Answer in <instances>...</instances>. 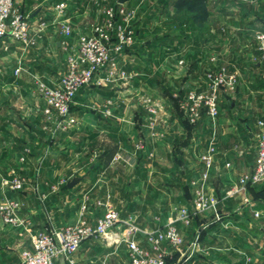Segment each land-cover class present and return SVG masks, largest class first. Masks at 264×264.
Returning a JSON list of instances; mask_svg holds the SVG:
<instances>
[{
  "label": "crops",
  "instance_id": "crops-1",
  "mask_svg": "<svg viewBox=\"0 0 264 264\" xmlns=\"http://www.w3.org/2000/svg\"><path fill=\"white\" fill-rule=\"evenodd\" d=\"M61 2H67L66 11H59ZM234 4L206 16L211 24L222 26L218 53L208 52L206 46L183 53L179 42L172 40L173 75L166 74V79L161 73L153 87L155 96L149 88L135 84L115 89L90 86L81 91L73 109L80 123L58 131L44 113L46 102L40 89L53 86L67 71L63 52L78 47L85 24L100 20L101 8L91 0H19L33 25L44 22L46 28L30 45L9 36L0 38V44L7 39L17 44L12 51L0 48V173L10 177L16 171L25 180L22 190L4 188L0 180V201L18 202L20 219L16 225L0 221V264H19L22 249H32V235L39 229L83 220L94 224L108 207L135 221L142 232L140 243L148 247L144 233L178 218L181 206L188 207L199 193L219 201L222 222L207 220L201 213L188 225L177 220L184 236L182 250L176 253L178 264H264V225L241 222L244 216L238 202L243 191H233L240 174L254 166L258 120L263 117L264 60L255 39L261 30L260 15L255 0L238 8ZM66 23L73 27L68 46L62 31ZM142 35L138 28L137 43L130 50H153L148 44L142 46ZM160 53L163 68L169 53ZM214 56L237 73V85L221 94L215 121L202 111L191 122L178 105L189 90L206 87V71ZM181 58L183 64H179ZM124 61L130 74L134 65L128 55ZM19 66L22 71L16 75ZM141 89V95L157 98L155 117L147 111L145 98L138 101L139 110H132L134 92ZM104 136L118 144L108 164L100 156L103 148L87 153ZM210 144L215 146L214 166L203 181L201 154ZM76 177L80 181L70 187ZM100 241L97 237L85 241L75 254L76 262L88 264L89 259L98 258L103 251ZM122 252L117 254V264H131L129 252ZM65 262L59 257L54 264Z\"/></svg>",
  "mask_w": 264,
  "mask_h": 264
},
{
  "label": "built area",
  "instance_id": "built-area-1",
  "mask_svg": "<svg viewBox=\"0 0 264 264\" xmlns=\"http://www.w3.org/2000/svg\"><path fill=\"white\" fill-rule=\"evenodd\" d=\"M67 2L58 5L59 11L67 10ZM136 10L126 4H105L101 9V19L92 23L91 27L79 37L78 47H72L67 55L68 69L53 86H42L41 95L46 105L44 113L53 119L58 131H65L80 123L73 109L77 104L78 95L90 86L103 87L120 82L126 84L129 72L124 65L127 51L137 43V29L133 25ZM64 44L72 36L70 24H64ZM46 24L40 22L33 25L31 16L19 6V0H0V38L9 36L30 45L44 32ZM257 50L264 60V30L256 34ZM213 65L206 71L207 85L201 89H191L181 99L180 110L191 121L195 122L205 109L207 115L215 121L221 110V94L228 89H234L238 80L237 73L232 72L226 64L214 56ZM184 60L179 59V64ZM16 74L21 72L17 67ZM147 109L153 117L159 112V107L147 98ZM112 102H110L111 104ZM111 114V110H106ZM257 149L253 168L239 176V188L243 190L264 181V119L258 120ZM156 134L155 131L152 133ZM215 146L210 144L202 152L205 171L202 180L209 179V173L214 166ZM7 177L0 173L2 187L9 190H22L24 178L18 172H10ZM193 184L197 181L193 180ZM248 200V197L246 198ZM214 209L216 201L210 200L199 193L194 208L183 207L178 218L168 222L154 231L144 233L148 247L140 243L142 232L135 221L124 219L120 211L108 207L96 223L85 220L67 223L61 227L39 229L32 235V249L23 248L19 264H54L57 258L64 257L66 261L70 254L79 251L85 241L92 237L111 243L125 242L129 247L131 264H167V254L160 250L164 243L176 249L184 243L177 220L189 221L190 216L201 211ZM19 203H2L0 201V221L16 225L20 222L18 216Z\"/></svg>",
  "mask_w": 264,
  "mask_h": 264
},
{
  "label": "rangeland",
  "instance_id": "rangeland-1",
  "mask_svg": "<svg viewBox=\"0 0 264 264\" xmlns=\"http://www.w3.org/2000/svg\"><path fill=\"white\" fill-rule=\"evenodd\" d=\"M91 1L93 3H96L97 5H99L101 9L107 3H110L112 5L113 4L114 5L126 4L127 6L134 8L136 10V13H135V18L133 20V25L137 29L138 28L141 29V31L143 33V35L141 37V44H142V46H145L146 44H148L150 47L153 48V50H151V51L150 50H144V51L142 50L139 52L137 50H130L129 49V51H127V55H128V58L130 59V62L134 66H133L132 71L129 74L130 76H129L128 82L126 84H122L120 82H116L115 84L110 83V84L105 85L103 87H111V88L115 89V87H120V86L121 87L122 86L128 87V86H130V84L131 85L135 84V86L139 85V87L141 86V87H144L145 89L149 88L150 92L155 96L156 92H155L153 87L155 86V84L157 82H160L161 73L165 74L166 79H169L166 76V74L170 75V76L173 75V71H172L171 67H173L175 64V60H174L175 56L171 57L170 53L172 51V48L174 49V42H173L174 40H175V42L177 41V43L179 42V44H177V46H179L180 51H182L183 53H184V51H187L188 48H190V47L199 51V50H202L203 47L205 48V46H206V48H208V52H210V53L214 54V53H218V51H219L218 47L221 44L220 43L221 40H218L219 39L218 31H219V29H221L222 26L218 27V25H216V23L211 24V22L209 20H207L206 18L201 23L190 24L189 22H186V20H184L183 23L180 22V20L184 19L186 16L188 4L183 6L182 9H179V7L177 6L179 0H124L123 3H121L119 0H91ZM234 3H237L236 8H238L241 6L242 7L245 6L247 3H251V0H198V2L196 4V7L197 6L198 7L197 8L195 7L194 11H203V9H204V10H206L207 13H209L210 11L214 13V12L219 11L221 9V7H223L224 5H235ZM255 3H258L256 5V10L260 15V16H258L260 18L258 28L259 29L261 28V30H259L258 32H260V31L264 30V0H255ZM77 7L78 6L75 4V10H79ZM192 10L193 9H191V11ZM66 24H70L72 27L71 23H66ZM91 25H92V23L85 24V26H84V27H86L85 31L88 30L91 27ZM223 27L226 28L227 26L224 25ZM72 29H73V27H72ZM210 29H211V31H210ZM62 31L64 32V27H62ZM208 32H210L212 34V37H214V38H211L208 35L209 34ZM171 37H173L174 39H171ZM10 38H12V37H10ZM208 38H210V39L208 40ZM13 40H15V39H13ZM15 41L7 39L4 43L0 44V48L5 49L6 51H12V49H14L17 46ZM161 44H162V46H161ZM158 46H160L161 49H163V50H161L159 48V51L160 50L165 51V54H166V52H167V54L169 53L166 57L167 59L164 63L163 68H162V64H163L162 62L163 61L161 60V53H160L161 51L160 52L156 51ZM140 48H139V50H140ZM70 49L65 50L62 54L65 61H67V55L70 52ZM165 54H164V57H165ZM183 60H184V58H183ZM190 61L191 60L189 59V62H187V63H190ZM124 64H125V62H124ZM161 69H163V70H161ZM21 71H22V68H21ZM128 72H129V70H128ZM174 74H175V72H174ZM16 75H18V74H16ZM61 77H59L57 79V82H55V84L58 83V81ZM24 78L28 79L27 77H24ZM28 80H30V79H28ZM207 82H206V84H207ZM237 82H238V80H237ZM236 85H237V83H236ZM98 88H102V87H98ZM143 91L144 90L141 89L140 92H138V90L136 92H134V97L132 98V102H133L132 110L136 111V110L140 109V104L138 103L139 100H141L143 102H144V100H143L144 98H145V100H148L147 97H145L144 95H141V93H143ZM149 97L151 98V103L154 106L155 105L157 106V102H156L157 98L156 97L153 98V96H149ZM220 104H222V102H220ZM228 105H230L229 102L226 104V106H228ZM261 106L263 107V105H260V107ZM89 107L92 108L93 104H90ZM73 111L75 112V110H73ZM147 111L151 114V116H153L152 113L148 109H147ZM202 111H206V110L203 109V110H201V112ZM260 113H262L261 116H263V117H261L259 119H262V118L264 119V115H263L264 114V108L260 109ZM54 126H55V124H54ZM105 138L106 137L104 136V137H101L99 139L100 144H103V143L105 144V143L109 142ZM98 149H99V147H96L93 145L89 148L90 151H88L87 153L88 154L92 153L93 152L92 150L97 151V153H98L99 152ZM243 173H245V172H242L241 174H243ZM236 187L239 188V182H238V185ZM236 187H234L233 190H235ZM237 191H243L242 200H240L241 203H240V201L238 202V207L242 211V215L244 216L243 217L244 219L241 220V222L242 223H248V224L257 223L259 225H264V216L259 211L262 208H264V203L262 200V199H264V181L257 183L254 186H250V187H247L243 190H237ZM247 197H248V200H246ZM182 202H183V205L186 204L185 201H182ZM195 202H196V199H193L191 204L189 202L186 205L189 204L188 207L193 209ZM216 204H217V211L216 212L213 211L214 209H208V210L200 212L202 215H206L207 218H205V219H207V220H211V219L213 220L214 219L213 221H216V220L220 221L221 217H219V215H218V214H220L219 210H218L219 201H216ZM182 208L183 207L181 206V209ZM263 214H264V211H263ZM196 215H198V214L191 215L189 221L182 219L181 222L185 225H188L194 217L197 218ZM220 222H222V221H220ZM233 222H235L234 218H233ZM178 228L180 230L179 226H178ZM180 233L183 236V233L181 230H180ZM183 238H184V236H183ZM100 242L102 243L101 245L103 246L102 247V250H103L102 253H100V256L98 258H94L93 261H91L92 259H89L88 264H117L119 261L117 258L118 257L117 254L122 255L123 254L122 249H125L126 253L129 252V247H128L127 243H125V242L111 243V244H108L107 242H104V241H100ZM183 244L180 246V249H176V247H174L170 244H167V243H164L163 245H161L160 250L165 251V253L167 254V264H178V257H177L176 253L181 252ZM123 247H125V248H123ZM77 252L69 255L68 260H67L68 264H78L76 262L77 258L75 256V254ZM95 259H99V260L97 261ZM98 262H100V263H98Z\"/></svg>",
  "mask_w": 264,
  "mask_h": 264
},
{
  "label": "trees",
  "instance_id": "trees-1",
  "mask_svg": "<svg viewBox=\"0 0 264 264\" xmlns=\"http://www.w3.org/2000/svg\"><path fill=\"white\" fill-rule=\"evenodd\" d=\"M197 2L198 0H179L178 1L177 6L179 7V9H182L183 6L188 4L186 16L184 19L180 20V22L183 23L184 20H186V22H189L190 24H192V23H201L205 20L207 16L206 10L203 9V11H194V8L196 7ZM191 9L193 10L191 11ZM186 122L188 123L187 120ZM94 146L103 148V152L100 153V156L106 164L110 163L113 160L118 150V144L116 142H113L112 140H110L108 143H105V144L104 143L100 144V140H99L97 143L94 144Z\"/></svg>",
  "mask_w": 264,
  "mask_h": 264
},
{
  "label": "water",
  "instance_id": "water-1",
  "mask_svg": "<svg viewBox=\"0 0 264 264\" xmlns=\"http://www.w3.org/2000/svg\"><path fill=\"white\" fill-rule=\"evenodd\" d=\"M121 3L124 2V0H119ZM80 181V178L79 177H76V178H73L70 183H69V186L72 187L74 186L76 183H78ZM65 264H68L67 261L65 262Z\"/></svg>",
  "mask_w": 264,
  "mask_h": 264
}]
</instances>
